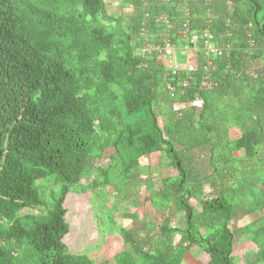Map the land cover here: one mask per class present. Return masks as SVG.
I'll return each instance as SVG.
<instances>
[{
  "label": "trees",
  "instance_id": "obj_1",
  "mask_svg": "<svg viewBox=\"0 0 264 264\" xmlns=\"http://www.w3.org/2000/svg\"><path fill=\"white\" fill-rule=\"evenodd\" d=\"M120 4L0 0V264H98L66 242L67 195L89 165L96 195L129 193L159 217L122 227L117 264H237L243 211L261 212L241 232L257 245L248 264H264V0ZM206 30L217 52L201 36L164 60ZM157 154L176 174L141 173Z\"/></svg>",
  "mask_w": 264,
  "mask_h": 264
},
{
  "label": "rangeland",
  "instance_id": "obj_2",
  "mask_svg": "<svg viewBox=\"0 0 264 264\" xmlns=\"http://www.w3.org/2000/svg\"><path fill=\"white\" fill-rule=\"evenodd\" d=\"M107 1L110 11H117L120 9V0ZM129 9L128 7V10ZM175 57L179 60H184L185 50L182 47L176 49ZM257 70L264 71V65L260 66V64H257ZM145 159L146 158L142 161V167L147 165ZM101 160L105 166L110 165L108 162V152H106ZM96 172L98 173V171ZM96 172L95 168L91 165L87 166L85 170V174H89L90 179L96 177ZM90 179L87 180V177L84 175L82 181L86 187H72L68 192L66 205L69 209L68 217L71 223V231L66 237V242L69 244L71 252L89 255L95 259L98 264H117L115 255L126 247V243L121 235L122 227H125L131 219H134L133 224H135L136 227H141L145 221H154L157 223L159 217L157 218L154 209L150 207H148V209L146 207L145 210L139 208L141 214L144 213V217H135L136 212H134V207L128 205L132 203L127 201V197L131 196V194L129 195V193H126L122 198H112L107 201L105 192L110 194L111 188L104 190L103 187L99 186L96 189V191L101 192L98 196L93 190ZM60 186L61 184L57 183V185L54 186V190L59 191ZM40 187H42L41 183ZM113 191L115 195H118L120 192L117 188H114ZM125 211L129 213L125 214ZM260 214L261 212L249 215L247 211H243L239 214L241 219H237L234 222V230L236 232L234 254H238L237 264H248L250 261L256 259L255 250L257 249V245L252 241V236L250 234H243L241 232V226L250 223V221ZM178 223L184 225L183 214H180L173 221V224ZM193 250L197 251V248ZM197 254L198 259H193L189 254L186 256V259L191 264H200V261L204 263L209 258L206 252H197Z\"/></svg>",
  "mask_w": 264,
  "mask_h": 264
},
{
  "label": "built area",
  "instance_id": "obj_3",
  "mask_svg": "<svg viewBox=\"0 0 264 264\" xmlns=\"http://www.w3.org/2000/svg\"><path fill=\"white\" fill-rule=\"evenodd\" d=\"M201 36L204 37L205 49H206L207 53H209V52H217L218 51V48L213 45V42H212L213 35H212V33H210L208 30H206V31H204L201 34L194 33L188 38V42L184 46L185 52L191 53L192 50H197L198 47H199V42H201V40L203 39V38H201ZM161 52H163V53L165 52L166 58L164 60L165 61H169V60H171L172 56L174 55L175 50H174L173 46L166 45L161 50ZM219 52H221V51L219 50ZM197 65H198V62L196 60L190 59V61H189V63L187 65L183 66L181 64H176L175 65V69H178V68H180L182 66V68L188 67L189 70H194L197 67ZM185 84H187V83H185ZM169 88H170V91L172 92V95H174L175 92H174L173 86L171 84L169 85ZM194 103H197L199 108L202 106V101L201 100H197V101L193 102V104Z\"/></svg>",
  "mask_w": 264,
  "mask_h": 264
},
{
  "label": "crops",
  "instance_id": "obj_4",
  "mask_svg": "<svg viewBox=\"0 0 264 264\" xmlns=\"http://www.w3.org/2000/svg\"><path fill=\"white\" fill-rule=\"evenodd\" d=\"M178 104H179V102H178ZM160 155L161 154H157V155L151 156L150 159H149L150 162H148V160L146 159L147 165H145V167H142V166L140 167L141 173L147 175V174H150L152 171H156L157 173H161L162 172V174H164V175L167 174V172H171V174H176V171L174 169L171 170V169H167L166 167H160V159H161ZM140 208H143L145 210L146 207L142 206ZM151 209H153V208H151ZM134 212H136V216L135 217H137V218H143L144 217V215H143L144 213L141 214L139 208H134ZM127 213H129V212H127ZM127 213H125V214H127ZM154 213H155V209H154ZM137 214L141 215V217H138ZM128 218H130V217H128ZM133 220L134 219H131V221L129 223H133ZM149 222H151V221H149Z\"/></svg>",
  "mask_w": 264,
  "mask_h": 264
}]
</instances>
